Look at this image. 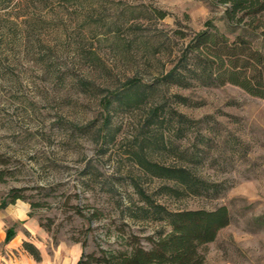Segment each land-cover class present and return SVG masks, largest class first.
<instances>
[{
    "label": "rangeland",
    "instance_id": "1",
    "mask_svg": "<svg viewBox=\"0 0 264 264\" xmlns=\"http://www.w3.org/2000/svg\"><path fill=\"white\" fill-rule=\"evenodd\" d=\"M223 7L0 0V204L11 188L25 197L0 207L3 261L18 256L3 242L7 229L50 263L76 264L82 242L85 254L100 255L136 235L148 248L146 237L170 230L152 218L154 203L170 211L225 205L230 222L207 244L205 264H264V98L192 78L183 55L208 22L233 40ZM127 84L131 98L105 106ZM142 157L214 186L192 194L153 175Z\"/></svg>",
    "mask_w": 264,
    "mask_h": 264
},
{
    "label": "trees",
    "instance_id": "2",
    "mask_svg": "<svg viewBox=\"0 0 264 264\" xmlns=\"http://www.w3.org/2000/svg\"><path fill=\"white\" fill-rule=\"evenodd\" d=\"M212 1L224 6L223 27L233 32V40L230 41L227 33L212 22L207 23L206 29L197 32L186 45L183 54L187 62L191 59L189 66L195 72L192 78L208 79V85L230 83L250 95L264 98V0ZM153 12L159 18L165 15L158 9ZM178 75L169 73L179 83L175 77ZM125 86L123 91H110L105 97V106L114 101L130 99L132 85ZM3 163L4 157L0 153V164ZM139 164L157 177L180 184L192 194L208 193L214 186L184 166H167L143 157L139 159ZM5 175L6 172L0 168V181L4 180ZM17 199L24 200L25 197L20 193V188H11L8 199H4L0 207L14 203ZM148 210L153 219L165 220L170 226L169 231L160 232L157 237H146L150 244L148 248L139 242L136 235L130 237L126 249L102 250L100 255L85 254L82 242L77 264H205L207 244L230 222L225 205L213 209L170 211L159 204L150 203ZM39 225L49 230L48 226L42 223ZM13 236L14 232L7 229L4 241H9ZM23 247L36 260H40L39 252L33 244L23 242Z\"/></svg>",
    "mask_w": 264,
    "mask_h": 264
},
{
    "label": "crops",
    "instance_id": "3",
    "mask_svg": "<svg viewBox=\"0 0 264 264\" xmlns=\"http://www.w3.org/2000/svg\"><path fill=\"white\" fill-rule=\"evenodd\" d=\"M27 224H28V226L34 228L36 232L40 230V228L38 227V224L36 225V223L34 221H32V220H29ZM30 227H27V228H30ZM1 234H3V242H4V244L9 243L8 246H9V248H11L10 250L11 251H12V249L16 250L18 252V256H16L15 258H10L9 261L8 260H4L3 261L1 259L2 258L1 255H0V264H58V263H55V262L54 263H50V262L44 261L43 260L44 259V255L41 252V250L39 249V247H37L30 240H26L25 238H21L22 235L18 236V238H19L18 242L15 241L16 239H14V236L9 241L5 242L4 239H5V235L6 234H5V232H3ZM23 242H29V243H31V244H33L35 246V248L39 252L40 260H36L33 257V255H31L27 250H25V248L23 247ZM81 252H80V255H81ZM80 255H79L78 259L80 258ZM78 259L76 260V264H77Z\"/></svg>",
    "mask_w": 264,
    "mask_h": 264
}]
</instances>
